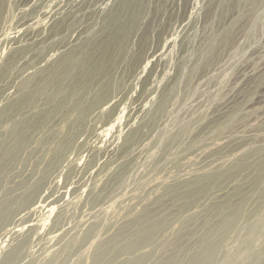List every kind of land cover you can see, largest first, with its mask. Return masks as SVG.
I'll return each mask as SVG.
<instances>
[{
    "label": "rangeland",
    "instance_id": "1",
    "mask_svg": "<svg viewBox=\"0 0 264 264\" xmlns=\"http://www.w3.org/2000/svg\"><path fill=\"white\" fill-rule=\"evenodd\" d=\"M135 263L264 264V0H0V264Z\"/></svg>",
    "mask_w": 264,
    "mask_h": 264
},
{
    "label": "bare ground",
    "instance_id": "2",
    "mask_svg": "<svg viewBox=\"0 0 264 264\" xmlns=\"http://www.w3.org/2000/svg\"><path fill=\"white\" fill-rule=\"evenodd\" d=\"M6 201V200H5ZM146 238V237H145ZM151 244V243H150ZM144 245V244H143ZM157 247V246H156ZM20 249V248H19ZM134 252V251H133ZM138 252V251H137ZM56 253V252H55ZM206 254V253H205ZM128 255V254H127ZM139 256V255H138ZM118 260V259H117ZM121 261V260H120ZM136 264V263H135Z\"/></svg>",
    "mask_w": 264,
    "mask_h": 264
}]
</instances>
